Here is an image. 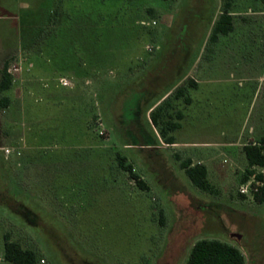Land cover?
<instances>
[{"label": "rangeland", "instance_id": "obj_1", "mask_svg": "<svg viewBox=\"0 0 264 264\" xmlns=\"http://www.w3.org/2000/svg\"><path fill=\"white\" fill-rule=\"evenodd\" d=\"M48 1L0 0V69L8 62L13 75L3 93L10 104L0 107V264L6 234L35 249L40 264H184L201 238L264 264V203L239 192L250 171L264 174L241 149L264 134L260 22L249 40L212 42L213 10L182 1L135 0L154 14L130 13L127 0L43 8ZM207 65L195 89L186 71ZM180 87L187 91L177 97ZM166 100L167 118L181 122L174 144L150 118ZM224 140L237 144L211 168L217 193L201 191L180 162L208 159V143ZM118 152L149 189L119 166ZM18 198L37 224L20 214Z\"/></svg>", "mask_w": 264, "mask_h": 264}, {"label": "trees", "instance_id": "obj_2", "mask_svg": "<svg viewBox=\"0 0 264 264\" xmlns=\"http://www.w3.org/2000/svg\"><path fill=\"white\" fill-rule=\"evenodd\" d=\"M51 1H48L45 7H42L47 8L46 6H49ZM231 1L232 0H224L223 13L216 20L210 34V40L212 42L217 41L219 34H227L234 29L233 17L229 14L228 10ZM8 66L9 65L7 62L0 69L1 108H4L10 104V98L6 95H3L5 91L11 88L13 82V75L9 71ZM190 83L193 87L197 86V83L193 79L190 80ZM133 90L131 92H133ZM139 91L143 92L145 90L142 89ZM185 91H187L186 87H180L177 90V97L185 94ZM185 100L190 103L191 97L186 96ZM168 105H170V100L164 101L151 112L150 118L152 124L159 128L160 134L164 138V141L168 144H174L176 143V136L173 134V132L181 128V122L173 120L172 118H167L165 111ZM132 106L133 107L130 108V114L125 115L127 124H131L135 118L136 103H133ZM182 117L183 113L179 112L178 118ZM243 150L248 160L249 167L252 168L254 166H259L264 168V138H262L259 143L251 142L245 144ZM117 160L119 166L128 171L131 178L134 179L141 188L146 190L149 189V185L135 170L133 164L127 162V157L125 155L118 152ZM180 165L185 170V173L190 181L201 191L212 194L217 193L216 187L209 179V173L206 165L202 163H194L191 158L181 160ZM252 173L253 171H250V174ZM258 177L260 179L264 178L262 174H260ZM254 199L259 203H264V185L254 193ZM17 201L19 202L18 211L20 214H22L24 218L30 220L33 224H37L40 218L36 214V211L33 209L31 210V207L28 205V207L24 205V203L26 204L25 199H19ZM5 238V264H40V256L35 249L23 247L19 242L11 240L8 234H6ZM184 264H246V262L243 252L236 245L217 238H201L194 243Z\"/></svg>", "mask_w": 264, "mask_h": 264}, {"label": "crops", "instance_id": "obj_3", "mask_svg": "<svg viewBox=\"0 0 264 264\" xmlns=\"http://www.w3.org/2000/svg\"><path fill=\"white\" fill-rule=\"evenodd\" d=\"M182 1L184 2V5L186 8H197L200 10H213V13L211 15V18L209 20L207 34L210 35L212 28L216 22V20L219 18V16L223 13V7H224V0H174V2ZM125 2L129 3V6L125 9L130 11V13H134L136 9H142L145 8L149 13L154 14L157 12V10L153 7H144V5L137 4L135 5V0H127ZM229 14L233 17V26L234 29L230 31L227 34H219L218 41H222L231 37L236 36H242L243 40H249L251 38V24L254 21L260 22L262 25V29L264 30V1L263 0H232L230 6L228 7ZM206 14V13H205ZM205 14L201 13V16H206ZM263 41H264V34H262ZM261 48H264V42L262 43ZM208 69V65L206 68H193L191 67L186 71L187 76H190L196 83L198 88L199 82L201 81V75L204 73V70ZM254 133V132H253ZM249 142L248 143H259V141L264 138V134L260 135L257 138L247 136L246 137ZM212 146H208L209 151H212L214 153L213 156L209 157L205 160H199L197 163H202L206 165L209 173V179H210V172L211 168L217 169L219 171L220 168H222V164L220 162V159L218 158V153L222 152H233L235 150L234 146L237 144L234 140H224L220 142H214V143H208ZM247 143L242 144V154L244 157V161L246 164H248V160L246 158L245 152L243 150L244 145ZM191 158V157H189ZM192 159V158H191ZM193 160V159H192ZM194 162V161H193ZM215 162V163H214ZM196 163V162H194ZM213 164V165H212ZM256 167V166H254ZM211 180V179H210Z\"/></svg>", "mask_w": 264, "mask_h": 264}, {"label": "built area", "instance_id": "obj_4", "mask_svg": "<svg viewBox=\"0 0 264 264\" xmlns=\"http://www.w3.org/2000/svg\"><path fill=\"white\" fill-rule=\"evenodd\" d=\"M143 23L145 22L143 21ZM148 49L152 50V47L149 46ZM58 82L60 85H63V86L72 85L71 81L68 80L66 77L58 78ZM6 151L10 152L9 149H6ZM258 176L259 175L256 172H253L247 181L240 184L239 192L243 195H249V194L254 195V193L257 192L259 188L264 185V178L260 179ZM263 177H264V174H263ZM41 261L45 262L44 259H42Z\"/></svg>", "mask_w": 264, "mask_h": 264}]
</instances>
